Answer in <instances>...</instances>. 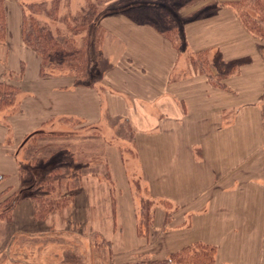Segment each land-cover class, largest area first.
Instances as JSON below:
<instances>
[{"label": "crops", "instance_id": "obj_1", "mask_svg": "<svg viewBox=\"0 0 264 264\" xmlns=\"http://www.w3.org/2000/svg\"><path fill=\"white\" fill-rule=\"evenodd\" d=\"M25 1H5L8 37L7 44L0 45V82L19 89L24 85L16 82H23L28 70L36 65L40 67L33 71V79L40 72L39 81L53 80L42 76L41 58L23 43ZM181 1V7H187L185 0ZM239 1L195 0L194 6L188 7L190 11H183L174 17L177 24L165 13L166 24L179 25L181 19V25H189L188 28L178 27L179 33L186 36L188 45L186 42L184 45L188 46L187 49L177 47L167 33L159 29L162 22L159 18L161 3H165V0H77L76 3H95L101 10H108L102 11L95 22L91 34L95 44L92 51L95 52L97 46L101 55L107 56V59L113 58L110 65L99 68L100 90L106 93L110 116L118 120L116 129L119 122L129 123L124 125L127 127L126 134L118 133V137L112 136L117 141L114 138L111 140L115 144L125 143L132 150L135 160L130 162V168L134 166L138 170V177L149 186L152 196L177 205L179 210L194 206L198 208L201 201L208 199L211 213L224 207L240 211L243 218L256 217L254 225L258 226V232L264 233V87L257 89L253 83L246 82L245 79L253 74L249 60H229L225 54L227 45L236 40V34L243 35L255 45L263 62L264 45L262 47L245 30L233 11L231 4ZM174 5L173 8L180 7ZM169 8L165 4V9ZM217 8H224L225 12L221 14ZM147 9L149 12L143 13ZM155 9L159 10L158 13L153 12ZM223 24L230 25L222 29L219 26ZM219 32L225 33L224 41L219 39ZM212 51L215 57L221 53L225 63L241 61L230 69L226 66L225 73L221 74L222 81H218L221 76L217 67L211 66L210 60L208 72L196 70L193 65L187 69L180 62L177 66H167L170 57L176 62L186 59L187 53L211 58ZM30 59L34 60L33 65L27 62ZM262 68L264 71V66ZM197 76L204 77L205 88L200 90V99L194 101H199L204 108L193 112L189 99L192 92L201 86L200 83L196 85ZM96 96L99 98L98 93ZM36 100L40 105V99ZM100 110L101 106L98 105L97 120H101L103 115L102 121H107L105 111L101 115ZM38 122L39 127L51 123L45 116L38 118ZM85 127L83 125L82 128ZM4 129L7 131L3 135L4 149L0 161L7 164L12 159L9 144L12 140L9 130ZM89 131V135H86L87 132H82V135L92 144V149L97 139L90 138H99L103 134L105 137L106 131L97 130L99 134ZM20 132L23 137L29 136ZM36 135L29 140V147ZM51 135L54 134L48 131L43 134L44 137ZM61 135L68 138L74 136V132H62ZM181 136L191 137L190 144H183L185 141L180 140ZM97 142L101 143L99 140ZM109 145L107 142L106 151L95 153L90 150L88 157L90 163L98 162L97 184H100V180L104 184L108 178L116 186H121L117 216L121 225L125 226L126 216L130 217V221L133 218L135 221L136 215L132 193L128 188L130 180L120 148ZM108 146L112 149L109 150ZM25 166L24 157L23 168ZM92 166L87 164L83 168L89 171L94 169ZM8 173L0 171V182L6 180L7 185L15 186L9 181ZM16 177L19 178V174ZM223 201L225 205L221 203ZM232 215L235 216V213ZM257 244H264V235Z\"/></svg>", "mask_w": 264, "mask_h": 264}, {"label": "rangeland", "instance_id": "obj_2", "mask_svg": "<svg viewBox=\"0 0 264 264\" xmlns=\"http://www.w3.org/2000/svg\"><path fill=\"white\" fill-rule=\"evenodd\" d=\"M76 1L61 0L60 16L80 11L85 4L81 5ZM184 3L187 6L185 8L181 7V0H165V3H161L162 13H159L162 21L159 29L166 32L181 49H187L188 41L179 30L186 28L188 24L181 25L180 19L179 25H176L174 17L183 11H190L189 8L194 6L195 0H185ZM67 4L69 6L66 8ZM165 4L169 5L168 10L165 9ZM174 4L180 7L173 8ZM216 10L221 14L225 12L224 8ZM102 11L108 10L100 12ZM157 11L159 10L155 9L153 12L158 13ZM147 12L148 9L143 11L145 14ZM165 13L174 20L175 25L166 24ZM228 25L230 24L219 27L224 29ZM58 29V33L64 36L65 26L59 24ZM182 35L185 37L181 38ZM218 36L221 41L226 39L225 33L219 32ZM241 36L243 37L236 34V40L229 43L228 47L224 46L226 59L249 60L253 74L245 80L259 89L264 87L263 59L255 45L248 38ZM94 45L91 39L89 47L94 62L93 73H86V68L80 64L77 69L75 66V72L49 70V73L53 74L47 75L46 78L53 80L42 82L38 79L40 72L36 79H33V71L40 67L36 65L28 70V76H25L23 82H16L24 85L19 89V111L0 112V158L4 149L3 135L7 131L4 128L9 130L12 140V143H9L12 159L7 164L0 161V171L9 172V181L15 185H7L6 180L0 182V264H167V261H170V264H264V244H257L262 241L264 233L257 231L258 226L254 225L256 217L243 218L240 211L224 207L211 213L208 199L201 201L198 208L194 206L179 210L180 208L172 203L167 208L166 200L152 196L149 186L138 177V170L133 168V165L130 168V162L135 160L132 150L125 143L115 144L111 140L114 138L117 141L113 135L126 134L127 127L124 125L129 123L121 121L123 124L119 122L116 129L118 120L110 116L106 93L100 90L102 85L99 80V68L110 65L113 58L107 59V56L101 55L97 46L93 52ZM101 45L100 43L99 46ZM262 50L264 52L263 48ZM166 53L170 57V54ZM213 54L212 51L211 58L206 56L207 63L209 64L210 60L211 66L217 67L219 76L225 73L226 66L230 69L241 63H225L221 53L216 57ZM106 61L108 62L105 63ZM27 62L33 65L34 60ZM179 62L187 69L193 65L196 70H203L200 68V57L193 53H187L186 59L177 62L170 57L167 66H177ZM222 78L223 76L218 77V81H222ZM195 81L196 85L200 83L201 86L192 92L189 99L193 112L204 108L202 104L199 105V101L194 100L200 99V90L205 88V79L203 76H197ZM36 99H40V105ZM98 105L101 106V115L105 111L107 121H102L103 115L101 120H97ZM44 116L51 123L39 127L38 118ZM83 125L87 127L82 128ZM102 129L106 131L105 137L103 134L99 138H90L97 139L102 144L96 140L91 149L92 144L82 134L87 132L86 135H89V130L99 134L97 130ZM20 131L28 133L29 136L23 137ZM46 131L54 135L37 137L29 147V140L36 133ZM72 131L74 136L66 138L61 135L62 132ZM190 139L189 136L180 137V140L185 141L183 144H190ZM208 140L209 138L206 139ZM107 142L120 148L129 175L128 188L132 193L136 215L135 221L134 218L130 221V217L126 216L125 226L121 225L117 216L121 186H116L108 178L104 184H101L102 180L97 184L98 162L90 163L88 157L90 150L95 153L106 151ZM24 146L26 152L22 151ZM109 146L107 148H110ZM24 157L26 166L23 168ZM87 164H93L94 169H84ZM16 170L17 173L13 174ZM17 174L19 178L16 177ZM149 199L164 203L151 204L149 213L154 212V216L151 214V224L148 227L142 226L140 232L142 201ZM224 202L221 203L225 205ZM39 207L43 208L41 213ZM185 253H188L187 258L182 257ZM199 253H208V260L204 259V256L201 261L197 256ZM195 256L197 257L194 258Z\"/></svg>", "mask_w": 264, "mask_h": 264}, {"label": "trees", "instance_id": "obj_3", "mask_svg": "<svg viewBox=\"0 0 264 264\" xmlns=\"http://www.w3.org/2000/svg\"><path fill=\"white\" fill-rule=\"evenodd\" d=\"M5 1L6 0H0V45L7 44L8 37ZM60 2L61 0H26L24 2L22 23L23 43L41 58V73L44 77L53 74L49 73V70H55L56 72H63L64 70L75 72L73 71L75 66L77 69L80 64L84 65L80 66L86 68V73H93L92 66L94 65V62H92L93 59L91 58V49L89 45L95 22L102 13L100 12L101 8H99L97 4L89 2L76 13L69 12L68 15L60 16L62 8L60 7ZM69 5L67 4L66 8ZM231 6L245 30L258 39L263 47L264 0H240L238 3L231 4ZM69 9L71 10V6ZM59 24L65 26L66 32H64V36L61 33H58ZM172 42L175 44L174 40H172ZM197 56L200 57L201 69H203L204 72H208V59L206 56L203 54ZM81 72L78 73L82 74ZM19 96V88L9 83L0 82V112L2 110H8L11 113L19 111ZM78 124H81V122H78ZM43 134L44 133H38L36 138L42 137ZM125 139L128 140V138ZM46 183L48 184V182ZM153 202L164 203L163 201L158 202L155 199L142 201L140 211L141 219L139 223L140 232L142 226L148 227L151 224L154 212H149ZM165 203L167 208L170 207V202L166 201ZM42 210L43 208L39 207L40 213ZM204 254L205 253H199V255H197L201 261L204 256V259H207L206 257L209 255L208 253V255ZM187 256L188 253L182 255L184 258H187ZM166 263L170 264L171 262L167 261ZM155 264L160 263L156 262Z\"/></svg>", "mask_w": 264, "mask_h": 264}]
</instances>
